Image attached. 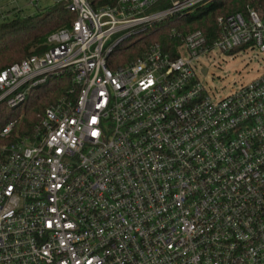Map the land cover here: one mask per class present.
<instances>
[{"label": "built area", "instance_id": "2783aa9c", "mask_svg": "<svg viewBox=\"0 0 264 264\" xmlns=\"http://www.w3.org/2000/svg\"><path fill=\"white\" fill-rule=\"evenodd\" d=\"M54 1L73 23L0 71V264H264V73L218 98L200 61L264 52V15L221 16L211 40L197 28L125 59L208 0ZM9 16L0 6V24ZM65 74L74 99L19 135L13 113Z\"/></svg>", "mask_w": 264, "mask_h": 264}, {"label": "trees", "instance_id": "16d2710c", "mask_svg": "<svg viewBox=\"0 0 264 264\" xmlns=\"http://www.w3.org/2000/svg\"><path fill=\"white\" fill-rule=\"evenodd\" d=\"M97 0L95 6L106 3ZM254 8L264 15V0H208L193 8L189 13L176 16L175 20L144 36L138 42L125 46L121 51L125 59L137 57L152 44H159L165 51H173L180 42L183 32L202 29L211 40L218 36L221 27L218 18L236 12H245ZM76 19V13L64 4H55L44 13L22 17L15 15L0 24V71L6 66L21 61L32 54H41L48 47V36L55 30L69 26ZM176 29V34L172 29ZM72 84L68 75L52 80L45 86L38 87L30 97L23 117L16 127L19 135L32 134L35 126L48 105L60 97L74 99L70 94ZM18 117V116H17ZM11 118V112L5 109L0 118V127ZM4 140L0 139V142Z\"/></svg>", "mask_w": 264, "mask_h": 264}, {"label": "rangeland", "instance_id": "374dc122", "mask_svg": "<svg viewBox=\"0 0 264 264\" xmlns=\"http://www.w3.org/2000/svg\"><path fill=\"white\" fill-rule=\"evenodd\" d=\"M54 5V0L33 2L30 0H0L3 12L8 13L11 18L15 15L33 17L44 13ZM200 61L203 66L209 69L208 74L202 76L201 80L208 89L214 92L213 96L218 98L235 92L242 84L250 82L264 73V52L257 49L233 53H224L216 49L210 55L202 56ZM25 109H21L13 115L18 116L21 120Z\"/></svg>", "mask_w": 264, "mask_h": 264}]
</instances>
